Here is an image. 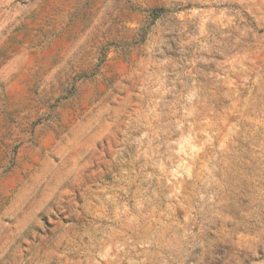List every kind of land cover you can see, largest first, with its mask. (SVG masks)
<instances>
[{"label":"rangeland","instance_id":"rangeland-1","mask_svg":"<svg viewBox=\"0 0 264 264\" xmlns=\"http://www.w3.org/2000/svg\"><path fill=\"white\" fill-rule=\"evenodd\" d=\"M0 264H264V0H0Z\"/></svg>","mask_w":264,"mask_h":264}]
</instances>
